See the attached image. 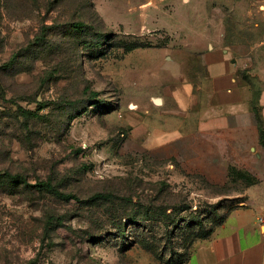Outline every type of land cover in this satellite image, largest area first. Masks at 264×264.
<instances>
[{
  "label": "rangeland",
  "instance_id": "1",
  "mask_svg": "<svg viewBox=\"0 0 264 264\" xmlns=\"http://www.w3.org/2000/svg\"><path fill=\"white\" fill-rule=\"evenodd\" d=\"M213 46L261 89L264 1L0 0V173L26 182L0 183V264L189 262L246 185L186 175L132 130Z\"/></svg>",
  "mask_w": 264,
  "mask_h": 264
},
{
  "label": "crops",
  "instance_id": "2",
  "mask_svg": "<svg viewBox=\"0 0 264 264\" xmlns=\"http://www.w3.org/2000/svg\"><path fill=\"white\" fill-rule=\"evenodd\" d=\"M233 53L216 46L205 50L206 76L198 84L176 71L178 83L157 101L154 119L132 130V139L142 138L153 157L173 159L186 175L229 183L236 169L254 180L245 186V201L196 245L187 264H264V77L254 92Z\"/></svg>",
  "mask_w": 264,
  "mask_h": 264
},
{
  "label": "trees",
  "instance_id": "3",
  "mask_svg": "<svg viewBox=\"0 0 264 264\" xmlns=\"http://www.w3.org/2000/svg\"><path fill=\"white\" fill-rule=\"evenodd\" d=\"M73 30H75L78 33H84V28H85V24L83 23H75L74 25H72ZM96 96V94H94ZM22 115L25 117V119L30 120V119H34V118H38L37 113L32 112V111H25L22 110ZM260 140L262 145L264 146V129L261 128L260 129ZM19 177L17 176H13L11 174H1L0 173V183L3 181H7V182H19V183H25V181H23L22 179L19 181ZM230 182L231 183H239L242 182L244 183L246 186H249L251 184H254V180L251 178V176L248 173L242 172V171H237L236 169H232L231 170V176H230ZM37 188H39L40 191H45L48 193H52L54 195H57L65 200H70V199H75V197L73 195L70 194H65L62 193L58 190H56L50 182H43L40 183L39 185H36ZM100 198L104 197L106 198V195H100ZM212 232L209 234V236L206 238L208 239L211 236ZM187 260V259H186ZM189 260V259H188Z\"/></svg>",
  "mask_w": 264,
  "mask_h": 264
}]
</instances>
